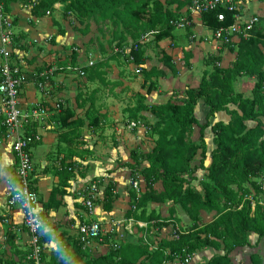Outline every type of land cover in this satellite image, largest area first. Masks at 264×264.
<instances>
[{"label": "trees", "instance_id": "16d2710c", "mask_svg": "<svg viewBox=\"0 0 264 264\" xmlns=\"http://www.w3.org/2000/svg\"><path fill=\"white\" fill-rule=\"evenodd\" d=\"M18 1L21 0H2L5 14L8 12V5ZM57 5L79 9L81 14L78 18L82 22L93 20L116 25L125 17L134 27L145 25L152 30L161 25L164 18L171 17L172 21L179 19L191 2L165 0L164 4L162 0H41L33 8V16L44 18ZM165 5L170 7V13L165 12ZM217 14L204 15L203 26L213 31L220 27H230L234 23L232 14H227L225 24L218 22ZM262 19L251 39L242 40L237 46L228 48L232 54H236V60L230 68L221 67L222 57L210 55L205 60V65L212 67L213 71L203 76L198 87L189 88L184 94H174L172 100L165 105L147 106L145 98L137 95L139 105L128 111L130 120L137 125L142 124L150 132V136L155 138V148L148 154L140 150L130 153L132 163L126 165L131 174L130 180L134 182L142 178L145 189L138 200L132 194L131 205L136 210L129 211L127 218L148 225L162 222L163 229H167L180 222L177 217V208H180L189 215L192 228L179 234L178 238L157 239L150 243H117L115 245L119 248L116 249L113 245V251L108 255L92 258L84 264H167L177 259L184 261L187 255H195L205 248L223 252L222 255L212 257L207 264H231L230 254L237 248L249 246L251 234H255L259 240L264 239V207L258 206L252 213L251 204L246 203L239 210L244 195L250 193L248 185L255 186L252 179L264 174V34L259 31ZM54 25L58 27L59 34L63 35L57 21ZM173 28L171 26L159 33L158 41L170 39ZM133 54L136 66L140 67L143 64L142 52ZM184 56V67L191 69L192 54L185 52ZM72 57H76V54L73 53ZM170 61L168 59L165 62L169 64ZM101 66L95 65L94 69H90L94 71L90 73L88 82L99 81L107 86L109 83L105 80V74L100 71ZM156 74V77L164 76L161 71ZM243 78L255 81L252 98H245L236 90L235 85ZM32 80L38 84L42 81L40 77H30L27 78V83ZM153 84L155 83H152L149 93L153 91ZM200 103L208 111L204 123H201L199 114L197 115ZM144 113L151 114L155 122ZM69 115L72 119H62L60 122L63 128L69 130L64 135L69 149L83 144L82 131L85 127L97 131L103 126L101 117H96L90 110L85 118ZM217 117H221L222 121L215 122ZM226 118H229V122L224 121ZM33 128L28 127L29 134H34ZM196 128L200 129L199 142L194 140ZM207 131L212 132L216 146L210 155L209 166L205 165L208 160ZM199 156L200 165H193ZM199 168L208 174L200 185H196L197 180L193 176ZM56 175L60 183L53 190L50 203L54 202L57 195L66 194L68 183L75 176L66 170H57ZM157 185L162 186L163 192L156 188ZM233 186L243 187L242 193L238 194ZM116 189L114 184H109L105 189V212H111L113 205L120 199L115 193ZM153 204H170L169 217L149 212V207ZM203 212L214 214V220L210 224L202 222ZM50 242L51 237L42 238L43 245ZM80 244L74 241L75 258L71 264L79 263L82 255L75 252L76 247L82 245ZM61 250L53 257L43 254L42 264H68L62 258ZM0 264H3L1 259Z\"/></svg>", "mask_w": 264, "mask_h": 264}, {"label": "crops", "instance_id": "0c3cea01", "mask_svg": "<svg viewBox=\"0 0 264 264\" xmlns=\"http://www.w3.org/2000/svg\"><path fill=\"white\" fill-rule=\"evenodd\" d=\"M58 7L59 6L57 5L55 8ZM247 13L249 15L260 14L264 17V3L256 2L249 5L247 7ZM6 15L9 20L13 21L12 32L15 38L14 49L17 54V57L13 62L24 68L23 70L26 72L27 78H32L34 72L39 68H44L46 63L64 56L66 54H64L66 48L70 45L76 44L73 33L69 31L71 30L69 22L66 20L61 22V29L64 34L60 35L58 27L54 25L55 20L53 19L52 14L44 18L35 17L33 16V8L22 0L16 3H10ZM198 19L201 20V28L199 31L196 29V21ZM190 29L195 32L197 37L194 36V39L189 43L188 41L186 42V40L179 38L174 33H172L170 39L160 43L164 52L161 60L167 61L170 59L171 61L169 64H166V62L153 63L151 59L153 51L148 50L143 54V64L140 66L142 73L146 75H139L138 82L135 81V83L128 79H121L127 86L131 87V94L132 92H135L137 95H141L145 98V104L147 106L165 105L172 100L174 94H184L189 88L198 87L203 76L206 73H211L213 71L212 67H207L205 65V60L208 59L210 55L222 57V68H230L231 64L236 60V54H232L227 47L222 46L219 42L214 40L211 33L212 30H208L203 26L202 17L195 15ZM52 37L55 40L53 45L45 43L47 39ZM203 38L205 40L204 42L202 41ZM34 44V47H28L29 45ZM126 47L129 48L128 46ZM185 52L192 54V59L190 61L192 65L191 69L184 67ZM79 56L82 57L80 62L83 63V56ZM83 64L85 65V63ZM134 66H136V64H134ZM160 71L164 72V76L159 75V77H156V73ZM53 76L52 78L55 82L64 81L66 86L69 84V79H66L65 74L59 73L56 76ZM246 80H250L253 84L255 83V81L251 79H240L235 85L236 90H238L237 86L239 84L244 85ZM44 83L47 85L48 89L51 88L52 90L51 82L49 83L48 81ZM152 83H155L153 84L154 88L153 91L149 93V88ZM39 84L34 80H32L31 83H27L23 89L22 99L26 107L41 104L51 111L49 119L33 125L34 133L40 134L41 136V142L32 148L34 162L32 181L39 194V210H41L42 217L45 221V228L43 229L42 234L43 238L51 237V242L46 244V255L48 257H53L50 255V250L58 251L61 248V241L64 239L66 240L64 245L65 249L69 246V249L73 250L74 241L80 244L77 233L82 224L99 223L104 233L103 237H111L113 234L117 233L120 234L121 238L124 236V234L121 233V229L125 226L121 225L124 221L132 224L136 223L140 227H145L146 223L137 222L132 218H127L128 207H130L131 196L134 191L132 192V182L130 180L131 174L129 170L122 169L120 164L132 163L130 153L136 150H140L144 154L150 153L155 148V138L150 136V132L142 124H138L133 130H129V125L127 126V131H124V129H116V142L119 143V145L115 143V146L113 147H110L111 142L102 136V142L100 145L102 146V149L105 150L103 154L108 153L110 156V161L108 160L102 167V172H93L92 168H89L92 157L91 155L93 153L89 151L88 140L83 139L84 143L82 146H75L69 149L68 145L65 143L66 137L62 138L63 133L60 130L62 127L61 124L52 121L55 116L63 114L71 109L72 104L63 101L65 98L63 94L51 96L50 94L45 93L44 90L39 89ZM74 89L75 88H72L71 91L66 90L65 92H73ZM57 103H60L61 111L55 109ZM100 114L102 115L101 120L103 126L97 131L101 134L106 133V135H108L110 134V131L107 129L113 127L111 125H113L112 123L114 120L116 121V116L114 114L112 115L111 111L106 109L102 110ZM207 114V109L203 103H200L197 115L199 116L201 123H204ZM121 115L123 120L129 121V124L135 123L130 120L129 113ZM144 115L152 122H155V119L151 114L144 113ZM217 118L220 120H215V122L222 121L221 117ZM224 121L229 122V118H226ZM84 129L92 131L87 127ZM208 135L213 136L211 131L206 132V139L208 138ZM199 139L200 129L196 128L194 140L199 142ZM211 140V143L207 140L208 149L211 148L208 150V160L205 164L207 166L210 164V155L216 148L214 144V136ZM78 149H81L82 151L79 153L80 156H78L79 159L77 162L75 161L77 156H75L76 158L73 160L71 156L74 152H77L76 150ZM122 157L125 159L123 162L120 161ZM76 163L80 165L78 170L81 169L80 171H83V169H85L87 170V174L78 175V172L80 171L74 170L72 173H74L75 176L68 183L69 188L66 189V194L57 195L54 202L50 203L52 192L60 183L56 171H64V168L73 167ZM95 174H97V176ZM15 183V156L11 144L7 140L5 129L0 123V258L5 259L7 263L22 261L32 248L30 235L24 227V212L20 208L14 209L7 205L11 187ZM93 183H97L99 194L94 201L93 214H89L83 206V202L87 197L85 190ZM140 183L145 189V182L142 178L140 179ZM109 184H114L117 187L115 193L120 196V199L113 205L111 212H105L103 209L104 193ZM159 206L161 205H150L149 212L154 211L157 214H161L157 210ZM167 217L168 216L164 218ZM177 217L180 220L179 224L177 223L171 225L167 229L161 230V233L164 234V232L167 231L169 234L164 239L175 238L176 235L174 236V233L177 230L182 233L192 228L193 225L189 215L180 208H177ZM213 220L214 214L202 213V222L204 224H210ZM126 226V228L129 229L133 225ZM130 239L132 240H130L131 243H133L134 238ZM101 242H95L88 247L97 246ZM248 243L249 246L237 248L230 254L232 260L231 264H264V239L259 240L255 234H251ZM219 254L222 255L223 252H217L213 248H205L201 252L193 255V262L191 264H207L212 257ZM167 264H182V261L177 259Z\"/></svg>", "mask_w": 264, "mask_h": 264}, {"label": "rangeland", "instance_id": "374dc122", "mask_svg": "<svg viewBox=\"0 0 264 264\" xmlns=\"http://www.w3.org/2000/svg\"><path fill=\"white\" fill-rule=\"evenodd\" d=\"M22 1L25 2L26 4L32 3V0H22ZM162 3L165 4V0H162ZM58 6H59L58 8H55L53 11H51L52 17L55 21L58 22L60 27H61V22L63 20H66L67 22L70 23L71 30L69 31L73 33L76 44L67 47L64 52V54L66 53L64 56H62L61 58H57L54 61L46 63L44 68H39L34 72L32 76L38 79L40 77L42 81L39 82L41 83H44L47 80L49 81V83L51 82L52 90L51 88L50 89L47 88L48 90L47 89L44 90L45 93L50 94L51 96H58L60 94H63V96H65L63 101H65V103L68 102L72 104L71 109L67 110L63 114L55 116L52 119L54 123L59 124L62 119L70 118L69 114H74L76 118L77 117L85 118L88 110L92 111L96 117L97 116L101 117L102 115L100 114V112L105 109L111 111V114L112 115L114 114L116 116V121L113 119L114 120L112 123L113 125H111L113 127H109L107 129L110 131L109 132L110 134L108 135H106V133L101 134L99 131L97 132L87 131V129H84L82 131L83 135H85L84 140H88L89 142L88 145L89 151H91L94 154V156L93 154L91 155L92 157L90 160L89 168H92L93 172L100 173V171L101 172L103 171L101 169L105 165V163L108 160L110 161V156L108 155V153L103 154L105 150L102 149V146L100 145V143L102 142L101 140L102 136L103 138L105 137V139H108L111 142L110 147L115 146V143L119 145V143L116 142V137H117L116 129H124V131H127L128 130L127 126L129 125V121L123 120L121 114L129 113L128 111L135 108L137 105H139L140 102L137 94L135 92H132L131 94L132 91L131 87L127 86L126 83L123 82L121 79L123 80L128 79L130 81H134L133 83H135V81L138 82L139 75L142 76L146 75L142 72H138L139 70L142 69L140 67L134 66L132 63L128 61L126 56H124L122 53L117 51L121 50L125 45L130 47L132 44L136 43L138 39H141V37L144 34L148 33L150 34L151 40L149 43L141 45L140 53L142 52V54H144L148 50L153 51L152 54L153 56L151 58L153 63L156 64L160 62H165L164 60L163 61L161 60L163 58L164 52L160 44L161 42H159L157 39V35L159 33L164 32L169 27H171L172 18L171 17L164 18L163 23H161V25L157 26L152 30H149L145 25H139L138 27L132 26L125 17H122L121 20L118 21L116 25L112 22L97 23L94 22L93 20H84L82 22L78 18V15L81 14V11L79 9H72L68 7H63L61 5ZM152 6L153 4L151 5V7ZM165 12L170 13V7L167 5H165ZM200 24H201V20L198 19L196 21V29L198 31L201 28ZM190 28L184 31L176 30L173 28V33L176 34L179 38L186 40V42L188 41L189 43L194 39V36L197 37L195 35V32ZM259 31L264 34V17L262 19V26L259 28ZM135 35H137V37H135ZM202 41L203 42L205 41L204 38ZM14 42H15V38H14ZM45 43L53 45L55 43V40L52 37L50 39H47ZM34 46L35 44L29 45L28 47L32 48ZM75 48H78L81 51H85V50L94 51L95 60L97 62L96 65L97 66L102 65L100 71L105 74V80L109 83L107 86L102 85L99 81H96L95 83L88 82L89 75L94 70L84 68V64L80 62L82 60V57H80L79 54L74 52ZM235 50H237V47L235 48ZM262 50L264 52V47L262 48ZM73 53L76 54V57H72ZM81 71H86L87 77L85 79L80 76ZM59 73L65 74L66 79H69L68 82L69 84H67V86L64 81L55 82V80H53L52 76L53 75L56 76ZM209 73L210 72H208V74ZM253 86L254 84L250 82V80L249 81L246 80L244 85L239 84L237 86L238 87L237 92L242 93L243 96L246 98L247 97L252 98ZM72 88H75L74 89L75 92L74 91L70 92ZM66 90H70V91L65 92ZM78 96H81V99H78ZM218 120L220 119L217 118L216 121ZM262 121L264 122V119H262ZM60 130L63 133L62 138L65 137L64 135L69 131L68 129H65L63 127H61ZM212 138L213 136L208 135L207 140L210 141L211 143ZM80 146H82V144H77V147ZM210 149L211 148H209L208 150ZM76 151L77 152H74V154L71 157L73 160L76 158L75 156H77L75 161L78 162L79 159L78 156H80L79 153L82 150L78 149ZM124 160L125 159L123 157L120 159V161L122 162ZM200 160L201 158L197 157L193 165H195V163L199 164ZM120 165L122 169H127L126 168L127 164L124 163ZM78 173H79L78 175H86L87 170L83 169V171H80ZM95 175L97 176V174ZM233 187L238 192V194L242 193L243 187L241 188H238L236 186ZM156 188L160 192H163V188L161 185H157ZM133 194L135 193L133 192ZM170 207H171L170 204L161 205L157 208V210L161 213V216L169 217ZM128 209L127 212L132 211L133 206L130 204V207H128ZM121 225L123 226L125 225L124 228L121 229V233L124 234L123 238L120 237V234L115 233L111 237H103L102 238L103 241L99 243V245L97 246L86 247L81 245L76 247L75 253L76 254L80 253V255H82L80 257L78 264H84L92 258H98L108 255L110 252L113 251V245L117 243H122V244L126 242L129 243L132 241L130 238H134L135 240L133 239V243L137 244L140 242H144V243L154 242L157 239H164L169 235L167 231H165L164 234L161 233V230H163L162 226L164 225L162 222H154L150 225L145 224L146 225L145 227H140L136 223L132 224V223H127V221H124L122 222ZM126 225H133V226L127 229ZM65 241H66L65 239L61 241L60 249H62L61 250V253L63 255L62 258H64L68 264H71V261L75 258L73 254L74 252L71 249L68 248L65 249L64 246ZM60 249L58 251L54 250L55 252L53 250H50L51 251L50 255L51 256L57 255ZM30 253L31 250L29 254L22 259V261H17L15 262V264H31V262L28 259ZM0 259L3 264H7V261L5 259L3 258Z\"/></svg>", "mask_w": 264, "mask_h": 264}, {"label": "built area", "instance_id": "2783aa9c", "mask_svg": "<svg viewBox=\"0 0 264 264\" xmlns=\"http://www.w3.org/2000/svg\"><path fill=\"white\" fill-rule=\"evenodd\" d=\"M40 2L41 0H32L29 5L34 8ZM190 2V7L181 13L182 15L179 19L173 20L171 26L178 30H185L192 26L195 15L203 17L210 13H218V22L225 24L227 22V14H232L234 23L230 27H220L211 31L214 40L227 48L237 46L242 40L248 41L251 39L254 36L256 27L263 18L260 14L249 15L247 7L256 2L264 3V0H190ZM50 15L51 13L48 12L47 16ZM12 28L13 21L9 20L5 14L0 0V123L5 129L7 140L11 144L16 161V183L11 187L7 205L14 209L20 208L24 212V227L30 235L32 247L28 259L31 264H42V255L46 253V245L42 244V231L45 228V221L41 210H39V194L32 181L34 173L32 148L41 142V136L37 133L29 134L27 129L49 119L51 111L41 104L26 107L23 103L22 95L23 89L27 84V74L21 65L13 62L17 54L14 49ZM150 40V34L146 33L138 43L132 44L129 48L124 46L117 52L124 54L128 61L134 65L135 56L133 53H139L141 45L149 43ZM74 52L83 56L85 68L91 69L97 64L93 51H81L75 48ZM138 72H142V70ZM80 76L85 78L86 72L81 71ZM46 88L47 85L45 83L39 84V89L45 90ZM55 109L61 111L60 103L56 104ZM136 127V123H130L128 126L129 130H133ZM199 165L197 164V166ZM79 168L80 165L76 163L73 167L64 169L73 172ZM207 174V171L199 168L193 176L197 180L196 185H200ZM140 179L138 178L131 184L137 200L144 191ZM252 181L255 186L248 185L250 193L244 195L239 210L246 203H250L252 213H254L258 206L264 207V174L253 178ZM85 193L87 197L83 202V206L89 214H93L94 201L99 194L97 183L89 185ZM133 210H136V208H133ZM179 234L181 233L178 230L175 231L176 238H178ZM103 235L104 233L99 223L82 224L77 233L78 241L87 247L95 242H101ZM114 246L116 249L119 248L118 245ZM192 262L193 255H187L182 264H191Z\"/></svg>", "mask_w": 264, "mask_h": 264}]
</instances>
